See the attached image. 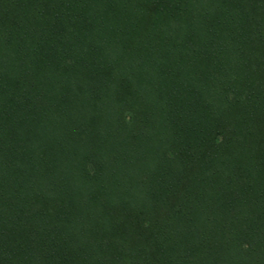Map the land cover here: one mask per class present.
<instances>
[{"label":"trees","instance_id":"16d2710c","mask_svg":"<svg viewBox=\"0 0 264 264\" xmlns=\"http://www.w3.org/2000/svg\"><path fill=\"white\" fill-rule=\"evenodd\" d=\"M0 264H264V0H0Z\"/></svg>","mask_w":264,"mask_h":264}]
</instances>
